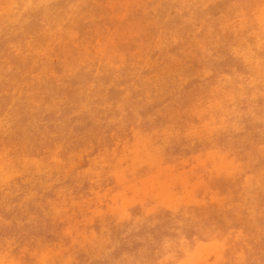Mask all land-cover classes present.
Returning <instances> with one entry per match:
<instances>
[{
	"label": "rangeland",
	"instance_id": "374dc122",
	"mask_svg": "<svg viewBox=\"0 0 264 264\" xmlns=\"http://www.w3.org/2000/svg\"><path fill=\"white\" fill-rule=\"evenodd\" d=\"M0 264H264V0H0Z\"/></svg>",
	"mask_w": 264,
	"mask_h": 264
}]
</instances>
